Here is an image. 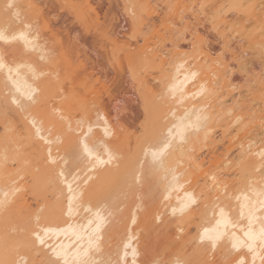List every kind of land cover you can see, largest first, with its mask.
<instances>
[{
	"label": "bare ground",
	"instance_id": "obj_1",
	"mask_svg": "<svg viewBox=\"0 0 264 264\" xmlns=\"http://www.w3.org/2000/svg\"><path fill=\"white\" fill-rule=\"evenodd\" d=\"M58 1L143 117L130 134L39 0H0V264H264V0H122L125 35Z\"/></svg>",
	"mask_w": 264,
	"mask_h": 264
},
{
	"label": "rangeland",
	"instance_id": "obj_2",
	"mask_svg": "<svg viewBox=\"0 0 264 264\" xmlns=\"http://www.w3.org/2000/svg\"><path fill=\"white\" fill-rule=\"evenodd\" d=\"M39 1L42 5L45 17L48 18L50 23H52L51 29L53 30V33L59 34V37L65 43H68V46L70 45L69 48L73 51V54L80 57L79 60L82 63V67L80 68L81 72L86 71L87 73H92L95 77H99V79L103 83H105L108 90L107 92H109L107 94H104V91L103 93L105 101H108L110 96H118L120 98L114 103L118 105L119 111L121 110L120 112L126 120V125L130 126L128 127L130 128L129 131H131L130 134L137 132V130L139 129L140 121L143 117V111L141 106L139 105L138 96L135 93V89H133L134 87L131 83L130 77L127 76L128 74L117 72L114 69V66L109 61L105 53L106 48L104 49L106 45L104 46L103 43H101L100 36L98 37V31L85 29L82 24L75 19L74 15L69 11V9L61 6L58 0ZM93 3L95 9L98 11L100 23L102 24V26L106 27L107 29H117L118 32L124 35L131 33L129 18L124 13L122 0H93ZM206 25H204V29L209 33L207 34L209 35L208 41L210 45L214 46V48L216 49H218V47L220 48L221 40L215 33L212 32L211 29V31L208 30L209 26L208 24ZM180 42L183 48L189 49L188 43L190 41L188 40V36L182 38ZM248 57H250V59L252 58V64L259 66L258 62L260 59V55L254 54ZM80 61L78 63H80ZM235 71L237 74L241 75L239 78V83H241L242 81V83L246 87L248 81H245V78L242 77V74L244 75L243 70L241 71L240 69H236ZM86 72L85 74H83L82 72V75H86ZM240 86L243 85L241 84ZM242 88H244V86ZM127 90L129 93L127 92ZM1 126L2 125L0 121V131ZM222 143L219 142L220 146L218 145L220 148V152L221 150L223 151V149H225L226 145L228 144L226 141ZM169 220H167V222ZM167 229L168 227L166 228V231L170 232L171 228L168 230ZM172 231L173 229H171V232ZM173 233H175V231H173ZM173 233L171 234L174 236L176 241H181L180 236H177ZM163 264L171 263L168 261V259H164Z\"/></svg>",
	"mask_w": 264,
	"mask_h": 264
}]
</instances>
